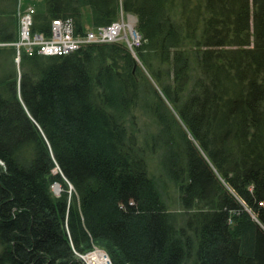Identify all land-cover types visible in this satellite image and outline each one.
Returning a JSON list of instances; mask_svg holds the SVG:
<instances>
[{
    "label": "trees",
    "instance_id": "trees-1",
    "mask_svg": "<svg viewBox=\"0 0 264 264\" xmlns=\"http://www.w3.org/2000/svg\"><path fill=\"white\" fill-rule=\"evenodd\" d=\"M42 2L45 34L134 15L149 78L122 42L23 55L19 78L0 49V264H83L92 244L111 264H264V0ZM17 6L0 0V43Z\"/></svg>",
    "mask_w": 264,
    "mask_h": 264
},
{
    "label": "rangeland",
    "instance_id": "rangeland-1",
    "mask_svg": "<svg viewBox=\"0 0 264 264\" xmlns=\"http://www.w3.org/2000/svg\"><path fill=\"white\" fill-rule=\"evenodd\" d=\"M42 0H18V6H17V13H16V18H17V24H18V28H17V37L15 39V41H13L12 43H0V49L1 48H12L14 50V58H13V65L15 67L16 70V75L17 78H19V74H20V68H19V64L21 61V57L23 55H26L28 57H33V56H42V57H47L44 55H40L38 53H36V51L33 50L32 55H30L28 52L30 50V47L27 44L28 40H24V37L22 36L21 32V20L23 17H26L25 15L32 9L34 12L32 14V25H31V32L32 34H43V36L45 38H48V36H50V33L47 32V34L45 33H38L35 32L33 30V25H34V15L37 13H41L43 11V5H42ZM131 16H127L126 13H121L120 16L118 17L117 21L113 22V23H121L123 28L121 31V36L126 35V37H122L121 39H117V40H106L104 42H96V44H100V43H113V42H122L127 49L130 51V53L132 54L136 65H139L140 68L143 70V72H145V74L148 77V72L145 69V66H143V64L141 63V61L139 60L138 56H137V49L142 45V43L140 42V45L137 47L135 46V44L133 43V39H134V35L137 34L140 39L141 36L137 33L134 32L136 29V23H137V19L134 15L130 14ZM82 23H83V28H84V32H91L94 31L91 24H90V16H89V10L88 9H84L82 12ZM130 24L131 27H127L126 25ZM104 28V27H103ZM125 28H130V30L125 29ZM50 29V26H49ZM99 31H95V35L98 34ZM100 36V34H98ZM50 38V37H49ZM99 39V38H98ZM142 40V39H141ZM137 44V43H136ZM89 45V43H86L83 46ZM33 46V45H32ZM83 46L77 48L75 51L79 50L80 48H82ZM28 51V52H27ZM73 51V52H75ZM71 52V53H73ZM70 54V53H69ZM67 54V55H69ZM66 56V55H65ZM149 78V77H148ZM17 83H18V79H17ZM138 125L140 128H143V130L146 128L147 124H149L147 119H144V117L142 118H138ZM58 173V169L57 167L53 169L52 174L56 175ZM58 186L59 187V191L56 192L54 190V187ZM50 191L53 197L55 198H59L64 192L67 194L68 199L72 197L73 194V188L71 185H67L66 187L63 186L62 184L58 183V182H54L51 187H50ZM175 189L173 187H169L167 193L170 194L171 197H175V193H174ZM174 202H169L170 204V208L173 209V211H177L179 213V207L176 204H173ZM254 218V217H253ZM99 254H103V259L105 258L107 261V264L109 263V257L106 253V251L98 246H95V244H92L91 248L89 250H87L84 254H76L77 258L83 263V264H100L99 261L98 263L91 262L90 259L92 260V258L96 259V256L93 255H99Z\"/></svg>",
    "mask_w": 264,
    "mask_h": 264
},
{
    "label": "built area",
    "instance_id": "built-area-1",
    "mask_svg": "<svg viewBox=\"0 0 264 264\" xmlns=\"http://www.w3.org/2000/svg\"><path fill=\"white\" fill-rule=\"evenodd\" d=\"M33 10L31 9L21 20V34L24 37V40H28L27 44L30 47L29 54L32 55L33 50L36 53L44 56H65L77 48L85 45L86 43L93 42H104L106 40H117L122 37H126L125 33L121 36L122 24L114 23L102 31L100 36L95 35L93 32H89L84 37L75 36L73 33V25L70 21H59L55 20L51 24L50 36L45 38L43 34H32L31 25H32V14ZM101 29H99L100 32ZM50 37V38H49ZM100 38V39H98ZM140 37L135 34L133 43L135 46L140 45ZM137 43V44H136ZM33 45V46H32Z\"/></svg>",
    "mask_w": 264,
    "mask_h": 264
},
{
    "label": "bare ground",
    "instance_id": "bare-ground-1",
    "mask_svg": "<svg viewBox=\"0 0 264 264\" xmlns=\"http://www.w3.org/2000/svg\"><path fill=\"white\" fill-rule=\"evenodd\" d=\"M121 13H124V11H123V9L120 7V9H119V16H120ZM126 15H127V16H131L129 13H126ZM55 20H59V21H65V20H68V21H70V23L73 25V22H72V20H70V19H65V20H62V19H52L51 22H50V29H49V31H48L49 33H50V31H51V24H52V22L55 21ZM112 24H114V23H112ZM112 24H110V25H112ZM110 25H108V26H110ZM108 26H105L104 28H106V27H108ZM126 26H127V27L129 26V27L132 28V26H130V24H127ZM104 28H103V27H98V28L93 29L94 31H91V32L95 33V31H99V29H101L100 32H99V34H100V33H103L102 31L104 30ZM125 29L130 30V28H125ZM74 32H75V31H74V25H73V33H74ZM134 32H136V30H135ZM87 33H89V31L84 32L82 35H76L75 33H74V35H75V36H79V37H84V36H86ZM99 39H100V38H99ZM118 42H119V41H118ZM140 42L142 43V40H140ZM89 44H96V42L89 43ZM70 54H71V53H70ZM47 57H53V56H47ZM55 57H61V56H55ZM54 190H55L56 192H58V191H59V187H58V186H55V187H54ZM93 256H96V259H95V258H92V260L90 259L91 262H94V261H95L96 263H98V261H99L100 264H107V261H106V259H105L106 256H103V254L93 255ZM103 257H105V258L103 259ZM109 263L111 264L110 260H109Z\"/></svg>",
    "mask_w": 264,
    "mask_h": 264
}]
</instances>
